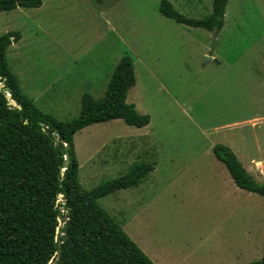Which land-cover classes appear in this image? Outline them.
Instances as JSON below:
<instances>
[{
    "label": "rangeland",
    "instance_id": "obj_1",
    "mask_svg": "<svg viewBox=\"0 0 264 264\" xmlns=\"http://www.w3.org/2000/svg\"><path fill=\"white\" fill-rule=\"evenodd\" d=\"M160 1L41 0L0 12V36L19 34L6 48L8 68L36 107L69 121L83 94L104 95L127 55L135 84L126 102L149 122L111 120L75 133L79 184L90 190L134 163L152 164L137 186L98 205L153 264L257 261L264 199L238 189L212 148L242 151L245 168L264 152V0H227L219 31L161 16ZM167 1L187 18L211 11L212 0Z\"/></svg>",
    "mask_w": 264,
    "mask_h": 264
},
{
    "label": "trees",
    "instance_id": "obj_2",
    "mask_svg": "<svg viewBox=\"0 0 264 264\" xmlns=\"http://www.w3.org/2000/svg\"><path fill=\"white\" fill-rule=\"evenodd\" d=\"M226 3L212 0L209 15L202 19L181 15L167 0H161L157 10L177 24L219 31ZM40 5L41 0H0V12ZM18 39L14 32L0 36V87H6L10 100L19 106L12 107L0 88V264H49L50 260V264H153L98 205L102 197L137 186L152 171V164L134 163L126 174L84 190L77 179L72 144L73 135L92 124L111 120L136 128L148 124V116L126 102L135 84L131 59L124 55L118 60L100 99L83 94L78 116L60 121L21 92L8 68L6 48ZM212 154L238 189L264 199V184L252 179L227 147L216 145ZM248 264H264V252Z\"/></svg>",
    "mask_w": 264,
    "mask_h": 264
},
{
    "label": "crops",
    "instance_id": "obj_3",
    "mask_svg": "<svg viewBox=\"0 0 264 264\" xmlns=\"http://www.w3.org/2000/svg\"><path fill=\"white\" fill-rule=\"evenodd\" d=\"M230 150V149H229ZM238 153H232L236 159L238 160V162L240 163V158H246V155L243 154L242 151H237ZM257 157L254 158H250L248 161V168H245L241 163L242 167L245 169V171L248 173V175L250 177H252V179H254L256 182L262 180L264 178V152H260V150L257 151ZM259 177L260 179L258 180ZM233 182V181H232ZM260 183V182H258ZM264 184V183H262Z\"/></svg>",
    "mask_w": 264,
    "mask_h": 264
},
{
    "label": "water",
    "instance_id": "obj_4",
    "mask_svg": "<svg viewBox=\"0 0 264 264\" xmlns=\"http://www.w3.org/2000/svg\"><path fill=\"white\" fill-rule=\"evenodd\" d=\"M0 88H1V92L2 93H6V97H7L8 101H9V104L12 107H15V108L19 109V106L16 104V102L13 101V100H10V96H9V93H8V89L6 87H3V86H1ZM67 165H68V157L65 156L64 163H63V167L65 168ZM61 176H62V173L59 175V178L60 179H61ZM60 197H61V195H60ZM60 225H61V221H60V219H58V227ZM58 227L56 229V233L58 232ZM64 239H65V235H62V240H64ZM59 249H60V247H59ZM50 263H51V260L49 261V264Z\"/></svg>",
    "mask_w": 264,
    "mask_h": 264
}]
</instances>
